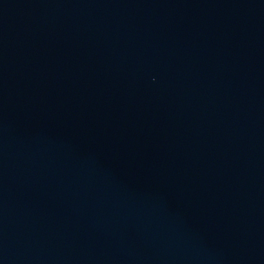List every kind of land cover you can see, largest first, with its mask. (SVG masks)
I'll use <instances>...</instances> for the list:
<instances>
[{
  "label": "water",
  "instance_id": "obj_1",
  "mask_svg": "<svg viewBox=\"0 0 264 264\" xmlns=\"http://www.w3.org/2000/svg\"><path fill=\"white\" fill-rule=\"evenodd\" d=\"M0 264H264V0H0Z\"/></svg>",
  "mask_w": 264,
  "mask_h": 264
}]
</instances>
